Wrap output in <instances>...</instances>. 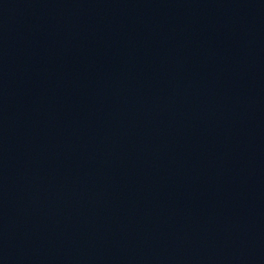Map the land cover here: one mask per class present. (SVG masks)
Instances as JSON below:
<instances>
[{
    "label": "water",
    "instance_id": "1",
    "mask_svg": "<svg viewBox=\"0 0 264 264\" xmlns=\"http://www.w3.org/2000/svg\"><path fill=\"white\" fill-rule=\"evenodd\" d=\"M0 264H264V219L132 124L0 58Z\"/></svg>",
    "mask_w": 264,
    "mask_h": 264
}]
</instances>
